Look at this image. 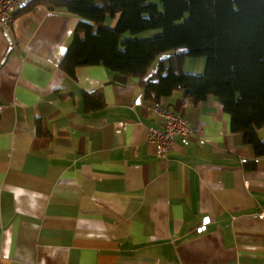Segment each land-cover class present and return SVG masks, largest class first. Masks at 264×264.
I'll return each mask as SVG.
<instances>
[{"label":"crops","instance_id":"0c3cea01","mask_svg":"<svg viewBox=\"0 0 264 264\" xmlns=\"http://www.w3.org/2000/svg\"><path fill=\"white\" fill-rule=\"evenodd\" d=\"M79 20L39 6L0 31V264H264V158L247 170L221 104L177 91L161 107L205 143L175 137L159 159L137 80L59 69Z\"/></svg>","mask_w":264,"mask_h":264},{"label":"trees","instance_id":"16d2710c","mask_svg":"<svg viewBox=\"0 0 264 264\" xmlns=\"http://www.w3.org/2000/svg\"><path fill=\"white\" fill-rule=\"evenodd\" d=\"M39 6L80 19L58 64L66 75L102 66L153 103L177 91L191 104L212 97L254 152L246 169L264 158V0H32L14 18ZM186 57L204 58L203 73H186ZM82 100L86 111L103 106L94 93Z\"/></svg>","mask_w":264,"mask_h":264},{"label":"built area","instance_id":"2783aa9c","mask_svg":"<svg viewBox=\"0 0 264 264\" xmlns=\"http://www.w3.org/2000/svg\"><path fill=\"white\" fill-rule=\"evenodd\" d=\"M28 2L29 0H0V31L7 33L10 30L15 14ZM149 109L159 118L160 128H147L146 139L154 145L155 154L159 159H167L175 137H193L200 144L205 143L201 129L192 128L182 116L162 108L160 102L152 103ZM115 128L117 133H123L126 131L127 123L118 122ZM259 217L264 215L261 214Z\"/></svg>","mask_w":264,"mask_h":264},{"label":"rangeland","instance_id":"374dc122","mask_svg":"<svg viewBox=\"0 0 264 264\" xmlns=\"http://www.w3.org/2000/svg\"><path fill=\"white\" fill-rule=\"evenodd\" d=\"M111 24L110 20H107ZM113 24V23H112ZM151 32L144 34V37H149ZM205 59L204 58H191L186 57L184 61V71L192 75H200L204 71Z\"/></svg>","mask_w":264,"mask_h":264},{"label":"water","instance_id":"95a60500","mask_svg":"<svg viewBox=\"0 0 264 264\" xmlns=\"http://www.w3.org/2000/svg\"><path fill=\"white\" fill-rule=\"evenodd\" d=\"M32 1V0H29V2ZM177 54H179V52H177Z\"/></svg>","mask_w":264,"mask_h":264}]
</instances>
